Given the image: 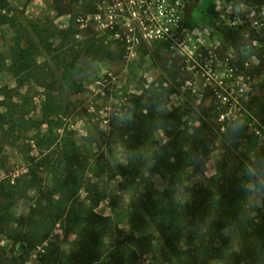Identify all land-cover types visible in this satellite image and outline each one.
Segmentation results:
<instances>
[{"label": "rangeland", "instance_id": "obj_1", "mask_svg": "<svg viewBox=\"0 0 264 264\" xmlns=\"http://www.w3.org/2000/svg\"><path fill=\"white\" fill-rule=\"evenodd\" d=\"M119 1L123 4L127 0ZM7 2L14 21L0 27V55L8 56L16 38L21 48H26L29 40L37 51L32 49L33 62L28 65L22 61L14 66L8 61L0 63V112L24 110L22 127L7 126L12 137L0 145L1 176L18 180L12 204L17 225L12 236L18 241L12 245L9 233L0 237V264H56L57 254L67 253L72 244L74 232L64 231L59 221L42 244L34 242L28 231V217L32 214V220L36 219L44 202L36 190L25 187L27 168L36 171L41 188L50 186L30 138L48 130L57 136L56 142L64 140L82 151L90 150L95 166L89 180L107 196L96 213L112 218L113 206L124 216V223L118 226L121 233L114 231L110 239L113 246L118 238L124 262L176 264L156 232L157 213L142 209L143 190L129 185L116 166L125 158L123 146L109 144L113 135L110 123L117 125L115 118L127 112L129 101L136 98L147 106L157 102L155 120L161 125L153 137L160 145L166 142L165 130L177 129L198 137L202 142L199 148L207 151L203 169L192 171L189 181L179 189L180 197L193 199L205 194L218 169L236 178L244 174V180L251 181L243 180L245 201L234 202L217 220L218 229L236 248L239 240L234 222L238 213L244 212L249 219L264 218V168L254 155H264V0H199L195 6L190 0L181 13H175L176 19L180 18L176 44L147 41L135 21L126 26L114 9L117 0ZM234 5L245 15L256 11L259 26L253 28L247 21L230 28L222 15ZM110 22L113 30L108 27ZM31 23L58 29L71 24L60 66L36 41ZM51 42L57 46L59 39ZM62 64L69 66L67 70H62ZM63 72L69 75L66 81ZM44 91L51 95L52 106L43 112ZM140 142L142 139L137 145ZM104 161L109 163L110 173L103 171ZM152 180L156 187L162 186L159 178ZM79 195L80 199L85 196ZM52 212H45L49 221L56 219Z\"/></svg>", "mask_w": 264, "mask_h": 264}, {"label": "trees", "instance_id": "obj_2", "mask_svg": "<svg viewBox=\"0 0 264 264\" xmlns=\"http://www.w3.org/2000/svg\"><path fill=\"white\" fill-rule=\"evenodd\" d=\"M198 2L199 0H193V6ZM13 21L9 16L7 0H0V27L11 25ZM30 27L41 48L60 66L64 60L62 50L71 32V24L66 29L43 28L36 23H31ZM55 37L59 39L57 46L51 42ZM18 39H14L15 48L8 50L6 58L0 55V63L8 61L10 66H14L19 61L25 65L33 62L30 54L32 49L36 52L37 48H32L29 40L27 47L21 48ZM61 67L64 71L69 66L62 64ZM16 78L19 87V76ZM62 78L66 81L69 75L63 72ZM41 87H44L43 84ZM6 93L3 92V95ZM15 95L19 98L18 91ZM43 95L45 101L41 108L44 112L52 106L49 103L52 97L45 91ZM129 103V110L115 118L117 125L110 123L113 135L109 144L111 141L123 146L125 158L116 166L129 185L140 186L143 190L142 209L157 213L159 222L155 226L156 232L176 264H217L219 261L231 264H264V218L249 219L244 212L238 213L234 222L239 240L236 248L229 245L228 237L217 227V220L222 213L227 212L234 202L245 201L247 188L243 180L246 175L236 178L218 169L212 179L214 184L209 186L205 194L194 196L193 199H183L179 195V189L189 181L192 171L203 169L208 156L203 146L199 148L201 140L195 135L173 129L164 131L166 142L160 145L153 137L154 130L161 125L160 120H155L154 108L157 102L147 106L136 98ZM10 110L0 112V145L12 137L7 126L15 124L22 127L24 110ZM56 137L48 130L30 138L38 154L36 159L45 166L50 178L49 188L43 189L36 171L30 166L27 168L26 176L29 179L25 182V187L36 190L40 200L44 202L43 208L37 210L39 215L36 214V219L32 220V214L28 217L31 220L28 231L33 235L32 240L42 244L53 225L59 221L64 231L74 232V237L68 252L57 254L56 264H126L124 250L118 238L114 240L113 246L110 244L113 232L121 233L118 226L124 223V216L113 206L110 208L112 218H103L95 211L107 196L104 192L97 191L96 185L89 180L95 166L90 150L82 151L79 146L64 140L56 142ZM139 139L143 142L137 145ZM254 155L256 162H261V167L264 168V155ZM27 159L32 161L35 157L27 156ZM102 166L104 172H111L107 161ZM153 177L161 180L160 188L154 185ZM17 182L16 179L11 180L9 176L0 174V237L9 233L12 245L18 241L16 236H12L13 226L16 225L12 204ZM252 183L255 185L257 182ZM80 193L85 195L81 199ZM48 211H53L56 215L54 221H49L45 214ZM133 214L140 217L137 211ZM130 223L134 227L132 221ZM24 242L29 244L25 238Z\"/></svg>", "mask_w": 264, "mask_h": 264}, {"label": "built area", "instance_id": "obj_3", "mask_svg": "<svg viewBox=\"0 0 264 264\" xmlns=\"http://www.w3.org/2000/svg\"><path fill=\"white\" fill-rule=\"evenodd\" d=\"M190 0H127L126 3L117 4L114 9L118 11V17L125 22L126 26H131L132 21L142 31L144 39L147 41H165L171 44H176L180 39L177 30L180 25V18L176 19L175 13H181L183 8L189 3ZM231 9V10H230ZM115 13V10H113ZM244 10L238 6H229L222 18H226L227 25L237 27L247 21L254 27L259 26V21L256 11H251L249 14H243ZM111 13V12H109ZM244 16V19H242ZM110 24V25H109ZM108 24L110 30H113L111 22ZM129 31H132L129 29ZM185 30H182L183 33ZM125 41L129 43L128 37ZM246 65V64H245ZM224 99V98H223ZM256 135L261 137L258 130L255 131Z\"/></svg>", "mask_w": 264, "mask_h": 264}]
</instances>
